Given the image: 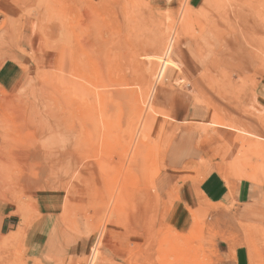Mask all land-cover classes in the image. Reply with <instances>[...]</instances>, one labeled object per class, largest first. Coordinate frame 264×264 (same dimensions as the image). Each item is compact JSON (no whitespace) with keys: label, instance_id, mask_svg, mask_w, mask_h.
Masks as SVG:
<instances>
[{"label":"rangeland","instance_id":"1","mask_svg":"<svg viewBox=\"0 0 264 264\" xmlns=\"http://www.w3.org/2000/svg\"><path fill=\"white\" fill-rule=\"evenodd\" d=\"M31 1L0 0V210L11 218L0 235V264H70L46 258L55 253L47 246L57 229L50 214L61 218L67 199L73 221L63 226L74 236L64 247L88 245L86 253L71 250L72 264H93L99 249V264H216L228 244L232 253L244 247L250 264H264V132L246 137L252 142L238 135L232 151L234 135L202 130L203 158L173 173L167 154L178 129L155 101L170 68L182 72L189 46L217 68L241 45L254 84L264 79V0ZM61 22L69 33L53 30ZM67 35L70 50L57 53ZM47 53L56 61L40 62ZM211 173L258 189L253 210L241 212L239 201L199 208L180 195L185 181L196 185ZM31 225L30 246L43 253H29L32 259L20 246Z\"/></svg>","mask_w":264,"mask_h":264},{"label":"crops","instance_id":"2","mask_svg":"<svg viewBox=\"0 0 264 264\" xmlns=\"http://www.w3.org/2000/svg\"><path fill=\"white\" fill-rule=\"evenodd\" d=\"M192 47L188 48L190 52L183 54L182 72H167L162 80V90L155 96L159 116L178 129L175 138L170 141L167 154V168L173 173L186 170L203 158L201 140L204 130L207 132L209 127L224 136L234 135L232 151L240 148L235 144L240 137L238 135L243 141L250 142V138L246 137L264 132V79L254 84L251 63L246 55L238 57L237 52H230L225 57L230 62L221 61L217 68H210L206 53L196 51L195 54ZM220 121L225 125L216 124ZM243 182L226 181L218 173H211L196 185L185 181L180 195L183 194L199 208H204L206 204L227 206L239 201L246 206L241 212L247 214L253 210L248 205L258 196L259 190L251 183ZM164 183H170L169 179L166 178ZM10 224L9 213L0 210V235L8 230ZM216 264H250L248 252L239 247L232 253V246L228 244L225 250H220Z\"/></svg>","mask_w":264,"mask_h":264},{"label":"bare ground","instance_id":"3","mask_svg":"<svg viewBox=\"0 0 264 264\" xmlns=\"http://www.w3.org/2000/svg\"><path fill=\"white\" fill-rule=\"evenodd\" d=\"M11 1V0H10ZM15 1V0H14ZM33 1H35V5L36 6H38L37 5V3H36V0H33ZM38 1H41V0H38ZM215 1V0H214ZM30 2H32L31 0H30ZM232 2V1H231ZM42 3H44L43 1H42ZM15 4V3H14ZM17 5H18V3H17ZM25 5V4H24ZM27 5V4H26ZM34 5V6H35ZM62 5V4H61ZM20 6V5H19ZM22 6V5H21ZM20 6V7H21ZM20 7H18L19 9H20ZM27 7V6H26ZM31 7V6H30ZM22 8H24V7H22ZM21 8V9H22ZM32 8H33V6H32ZM31 8V9H32ZM35 9V8H34ZM39 9V8H38ZM38 9H36V10H38ZM27 10V9H26ZM28 10H29V6H28ZM31 11V10H30ZM34 12V11H33ZM44 13H45V11H43ZM42 13V12H41ZM43 13V14H44ZM22 14V13H21ZM31 14V13H30ZM14 15V14H13ZM12 15V16H13ZM26 15H28V14H26ZM45 15V14H44ZM22 16V15H21ZM20 16V17H21ZM25 16V15H24ZM35 16H38V19H40L39 18V16L40 15H35ZM33 17V16H32ZM62 17V16H61ZM11 18V17H10ZM6 19V18H5ZM4 19V20H5ZM13 19V18H12ZM20 19V18H19ZM24 19V18H23ZM35 19V18H34ZM36 19H37V17H36ZM37 19V20H38ZM43 19V18H42ZM15 21V20H14ZM40 21V20H39ZM13 22V21H12ZM21 22H22V20H21ZM46 22V21H45ZM3 23H4V21H3ZM15 23V22H14ZM37 23V22H36ZM49 23V22H48ZM8 25H9V22H8ZM18 26V25H17ZM16 25L14 26L15 28L17 27ZM33 26H35V23L33 24ZM5 27V26H4ZM13 27V28H14ZM69 27H70V25H68V24H65V23H60L59 24V26H56V28H54L53 30L54 31H57V33L59 32V31H61V30H63L64 29V31L65 32H67V33H69L70 32V29H69ZM51 28V27H50ZM33 29V28H32ZM10 30V29H9ZM219 30V29H218ZM8 31V30H7ZM12 31V30H11ZM16 31H17V28H16ZM48 31H50V30H48ZM13 32V31H12ZM25 34H27V33H25ZM31 39H32V37H30L29 35H24L23 34V41H25L26 43H30L31 44V47H33V42L31 41ZM68 39V40H67ZM67 43L65 42L63 45H60V43L59 44H57V47L59 46V48H58V50H57V53H63V51L65 50V49H67V50H70V49H68V44H70V36L69 35H67ZM43 41V40H42ZM49 41V40H48ZM47 42V41H46ZM20 43V42H19ZM18 43V44H19ZM21 43H22V39H21ZM64 45H66L65 47H63ZM26 47V46H25ZM56 47V48H57ZM172 47V46H171ZM72 49V48H71ZM173 49V48H172ZM240 50H242V47H241V45L239 46V48H238V50H237V53L236 54H238L239 55V51ZM54 51V50H53ZM52 51V52H53ZM168 52H169V50H168ZM40 53L43 55L44 54V52H41V45H40V43H39V46H38V53H37V55H38V57L37 58H39L40 56ZM171 56H172V54L170 53V54H167L164 58H163V61H164V66H165V64L166 63H168L170 60H171ZM154 57L155 56H147L146 58H147V60H149V61H154L153 59H154ZM242 57V56H241ZM46 59H48V60H54V61H56L55 60V58H53V57H51V55L49 54L48 55V53L46 54V55H44V57L41 59V60H39L40 62H42V61H45ZM27 64V63H26ZM258 66H259V64H258ZM258 68V67H257ZM175 70V69H177V70H181V68L179 67V65H177V66H174V67H171L170 68V72H172V70ZM240 72V71H239ZM241 73V72H240ZM239 78V77H238ZM176 80V79H175ZM241 80V79H240ZM37 82V81H36ZM43 82V81H42ZM193 82H194V80H193ZM33 83V82H32ZM66 84V80H65V78H63V79H59L58 80V92L59 93H62L63 92V90H65L66 88L64 87V85ZM194 85H195V82L193 83ZM29 85H31L30 83H29ZM29 85H28V88L27 89H29ZM37 86V85H36ZM33 87H34V84H33ZM35 89L37 88V87H34ZM197 88V87H196ZM24 91H26V90H24ZM36 91H37V89H36ZM39 91V90H38ZM38 91H37V93H38ZM41 91V90H40ZM21 92H22V90H21ZM18 93V92H17ZM23 93V92H22ZM33 93H35V92H33ZM37 93H35L34 94V97L35 98H37V96L39 95V94H37ZM20 94V93H19ZM19 94H18V98H19ZM32 94V93H31ZM30 96V95H29ZM31 97V96H30ZM33 97V98H34ZM29 98V97H28ZM37 99H35V101H36ZM16 101V100H15ZM35 101H33V102H35ZM12 102H13V100H12ZM24 103L26 102V100L25 101H23ZM22 102V103H23ZM20 103V102H19ZM24 103H23V105H24ZM37 103V102H36ZM107 103V102H106ZM112 103V102H111ZM31 104V103H30ZM19 105V104H18ZM21 105V104H20ZM19 105V106H20ZM27 105V104H26ZM25 105V106H26ZM32 105V104H31ZM35 105V104H34ZM46 105V104H45ZM36 106V105H35ZM14 107V106H13ZM48 109V108H47ZM29 110V109H28ZM43 110V109H42ZM41 110V111H42ZM15 111V110H14ZM19 111V110H18ZM48 111V110H47ZM39 112V111H38ZM44 114V113H43ZM41 118H42V115H41ZM3 123V122H2ZM1 123V124H2ZM10 126V125H9ZM20 126V125H19ZM1 133V132H0ZM2 134H4V133H2ZM8 136V135H7ZM6 139V138H5ZM4 140V139H3ZM36 151H38V150H36ZM49 152V151H48ZM47 152V154H49ZM3 154V153H2ZM1 154V155H2ZM45 156H46V154H44ZM43 155V156H44ZM51 155V154H50ZM11 156V155H10ZM47 157V156H46ZM46 157H45V159H46ZM49 157V156H48ZM5 160H7L8 161V159H6V157H3ZM2 159V158H1ZM0 159V160H1ZM10 159V158H9ZM50 159V158H49ZM4 160V161H5ZM4 161H2L3 163H5ZM9 162H10V160H9ZM42 163V162H41ZM109 163V162H108ZM10 164V163H9ZM6 165H8V164H6ZM5 165V166H6ZM50 165L52 166L53 164H51L50 163ZM9 166V165H8ZM47 166V165H46ZM27 171V170H26ZM67 171V170H66ZM71 171V170H70ZM54 173V172H53ZM56 174V173H55ZM38 175V174H37ZM0 176H1V172H0ZM36 176V175H35ZM1 178V177H0ZM1 179H3V178H1ZM41 179V178H40ZM21 180H23L22 178H21ZM3 181V180H2ZM60 181V180H59ZM19 183V182H18ZM22 183V182H21ZM61 184H63V183H61ZM65 184V183H64ZM47 185V184H46ZM50 185V184H49ZM20 186V185H19ZM62 186V185H61ZM63 188H64V186H63ZM32 189V188H31ZM68 189V188H67ZM36 190V189H35ZM58 190V189H57ZM84 190H85V188H84ZM50 191H52V189H50ZM25 193H26V191H25ZM28 193H29V191H28ZM16 194V193H15ZM68 194L70 195V193L68 192ZM65 195H67V192H65ZM26 196V195H25ZM29 196V195H28ZM79 196V195H78ZM33 197V196H32ZM162 197V196H161ZM18 198V196L17 195H15V196H13L12 197V199H14V200H16ZM23 199H25V198H23ZM28 199V198H27ZM35 199V198H34ZM34 199H33V201H34ZM64 200V199H63ZM129 200V199H128ZM133 201H134V199H133ZM30 202H31V198H30ZM30 202H28L29 204H30ZM136 202V201H135ZM21 203V202H20ZM36 203V202H35ZM35 203H33V204H35ZM63 203H64V201H63ZM70 204H71V200L70 199H67L66 200V202H65V204H64V211H61L62 212V217L60 218L59 216H57V215H55L54 213L55 212H53L52 214H50V216L54 219V221H55V224L57 225V229H56V231L54 230V233L52 234L53 236L51 237V235H49L50 236V238H51V240L49 241V244L47 243V246H48V248L49 249H51L52 248V251H54L55 253H46L47 255H46V258H52L53 259V261L54 262H56L57 263V261L59 262V261H61V259H63V258H69V262H70V264H72V260H73V257H72V254H70L71 253V250H73V254H80V253H86V252H88V245H87V242L86 241H82V242H80L74 249H71L70 250V247L68 248V249H66L65 247H64V245L72 238V236H74V235H71L68 231H67V229H66V227L64 228V226L66 225V224H68V223H70V221L72 222L73 221V219L70 217ZM85 205V204H84ZM72 206V205H71ZM86 206V205H85ZM86 208V207H85ZM52 209L53 210H56V205H52ZM26 210V209H25ZM61 210H63V208H61ZM134 210H135V208H134ZM26 212V211H25ZM27 212H28V210H27ZM28 214H30V213H28ZM27 214V215H28ZM26 215V214H25ZM29 216V215H28ZM25 217V216H24ZM108 217V216H107ZM115 217V216H114ZM130 217V219L131 220H134L135 219V217L133 216V213H132V215H130L129 216ZM26 218V217H25ZM28 219V218H27ZM31 219V218H30ZM118 219H119V216H118ZM29 220V219H28ZM32 220V219H31ZM109 220V219H108ZM30 221V220H29ZM165 221V220H164ZM54 223V222H53ZM112 223V222H111ZM115 223V222H114ZM113 223V224H114ZM117 224V223H116ZM52 225H54V224H52ZM64 225V226H63ZM111 225V224H110ZM191 225V224H190ZM76 226V225H75ZM248 226V225H247ZM53 227V226H52ZM55 227V226H54ZM77 227V226H76ZM88 227V226H87ZM31 228H32V225L31 226H29V231H28V233H27V235L24 237V240L22 241V243H21V248L25 251V253H26V256L28 257V258H31V255L29 254V253H33L34 251L37 253V255H36V258H39V256H42V254H41V248H39V251L38 250H36V249H34V248H32L30 245L32 244L31 242H32V240L30 239L31 237H30V231H31ZM74 228V227H73ZM249 228V227H248ZM262 228V227H261ZM260 228V229H261ZM51 229V228H50ZM246 230V229H245ZM71 231V230H70ZM74 231L76 232V230L74 229ZM73 231V232H74ZM79 232V231H78ZM93 232V231H92ZM142 232V231H141ZM140 232V233H141ZM94 233V232H93ZM248 233V232H247ZM48 236V235H47ZM77 236V235H76ZM101 236H103V235H101ZM258 237H259V235H258ZM75 239H77L76 237H75ZM258 239V238H257ZM48 240V239H47ZM72 240H73V238H72ZM80 240V239H79ZM45 241V240H44ZM72 242V241H71ZM76 242V241H75ZM147 242V241H146ZM31 243V244H30ZM73 244H74V242H73ZM102 244V242L100 243V245ZM51 245H52V247H51ZM133 245V244H132ZM43 246H44V244H43ZM70 246V245H69ZM67 247V246H66ZM142 247V246H141ZM261 247V246H260ZM13 248H15L16 249V247H14L13 246ZM20 248V249H21ZM106 248H108L107 250L109 251L110 250V252H112V246L109 244V243H107V245H106ZM133 248V247H132ZM96 249V248H95ZM95 249H94V251H95ZM140 249V248H139ZM143 249V248H142ZM147 249V248H146ZM259 249V248H258ZM17 250V249H16ZM44 250H45V247H44ZM100 250V249H99ZM97 251V253H96V255L93 257V264H96V262L99 260V259H101V258H103L102 256V252H100V251ZM1 251V250H0ZM3 251H5V250H3ZM104 251V250H103ZM141 251V250H140ZM137 252V251H136ZM142 252V251H141ZM251 252V251H250ZM9 253V252H8ZM22 253V252H21ZM108 253V252H107ZM11 254V253H10ZM24 254V253H23ZM112 254V253H111ZM140 254V253H139ZM6 256V255H5ZM89 256V255H88ZM1 258V257H0ZM4 258V257H3ZM7 258H8V256H7ZM60 258V259H59ZM11 259V258H10ZM10 259H9V261H10ZM27 259V258H26ZM32 259V258H31ZM135 259V258H134ZM4 260H6V259H4ZM8 260V259H7ZM6 260V261H7ZM37 260V259H36ZM41 260V259H40ZM39 260V261H40ZM68 260V259H67ZM104 261H107L106 263L107 264H115V263H113L114 262V260H109V259H103ZM103 260H102V262H103ZM129 260V259H128ZM178 260V259H177ZM177 260H176V262H177ZM181 260V259H180ZM3 261V260H2ZM63 261H64V259H63ZM63 261H62V263H60L59 262V264H63ZM79 261H81V260H79ZM84 261H85V259H84ZM127 261V260H126ZM158 261V260H157ZM160 261H161V259H160ZM166 261H167V259H166ZM2 263V262H1ZM3 263H4V261H3ZM10 263V262H9ZM35 263V262H34ZM40 263V262H39ZM65 263V262H64ZM67 263V262H66ZM65 263V264H66ZM91 263V262H90ZM104 263V262H103ZM102 263V264H103ZM146 263V262H145ZM158 263V262H157ZM166 263V262H165ZM31 264V263H30ZM36 264H37V262H36ZM92 264V263H91ZM97 264H99V261H98V263ZM151 264V263H150ZM162 264V263H161ZM176 264V263H175Z\"/></svg>","mask_w":264,"mask_h":264}]
</instances>
